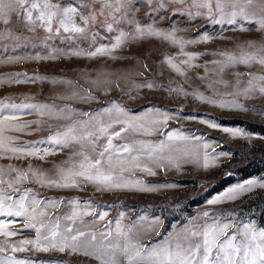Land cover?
<instances>
[{"label": "rangeland", "instance_id": "1", "mask_svg": "<svg viewBox=\"0 0 264 264\" xmlns=\"http://www.w3.org/2000/svg\"><path fill=\"white\" fill-rule=\"evenodd\" d=\"M100 2L102 0H95V6L100 8ZM115 4L118 9L116 13L95 12L97 22L85 24L77 18V23L85 29L83 33L64 32L63 29H31V36H36L38 43L36 48L31 43H25L29 45L25 47L4 46L9 51L14 49L17 55L15 59H20V64L0 61V101L5 104H46L57 115L48 114V109H45L44 115H40L36 109H0V117H17L8 122L9 130L5 132L6 136L18 138L12 141V145L28 143L31 147L53 150V154L47 155L44 160L38 157L18 159L11 152L0 153V169H3L0 179L5 181L0 184V189H3L0 195L10 194L16 201L24 189L31 188L29 195H36L42 204L45 201L58 204V207L43 209L47 213L44 219L49 225L59 220L62 235L70 237L76 231L95 232L97 235L95 241L90 235L82 237L78 253L51 248L46 252L39 251L31 245L23 246L30 250L13 252L12 246H19L20 240H34L36 232L24 227V217L0 215V220L5 221L10 229L19 230L15 236L0 235V246L5 249L0 251V264H9L10 259L25 261V264H100L97 259L82 253L86 248L107 261L109 256L104 254L105 246L124 243L123 236L117 235V222L122 232L132 229L135 233L133 242L138 240L145 245L160 243L170 234L190 226V221L203 223L204 211L218 217L221 223L239 228L252 224L257 229H264V187L260 186L264 184V95L258 90L244 94L249 80L256 89L264 86V81L256 79L264 75V66L253 62L250 65L237 64L221 71L218 63H212L225 59L217 54L220 52L239 55L242 48L247 52L257 51L264 46V29L258 23H248L241 17L236 18L235 24L212 23L214 18H220L215 13V0L212 14L206 8L194 7L192 0H121L119 5ZM240 6H244L243 0ZM259 8L260 4L254 0L247 11L256 12L255 19H258L261 15ZM232 10L226 6L224 12L227 14ZM108 25H111V31ZM241 25L247 30L241 31ZM138 26L174 33L177 39L184 41L199 40L203 35L213 39L185 43L183 53L199 54L189 60L179 45L156 36H139L136 31ZM11 31L0 29V36L10 40L13 38ZM32 32L35 34L32 35ZM121 32L126 33L128 38L121 47L111 50L110 55L89 57L87 54H72L88 53L97 48L110 49ZM248 42H254L255 48H248ZM113 56L116 58L113 59ZM168 57H174L173 63L180 67L183 74L169 66L166 61ZM185 60H189L191 66L181 63ZM10 72L15 74L7 75ZM238 73L244 75L237 77ZM11 77L16 78V83L26 85L27 90L9 91L11 88L6 84L11 83ZM66 87H69L68 92H58ZM29 89H36L37 92L31 93ZM113 102L123 108L127 115L118 116L115 112L111 116L103 115L100 119L105 124L117 119L132 120L148 127L152 133L148 135L130 130L122 134L126 138L114 139V145L131 143L133 140L151 146H159L163 142V149L157 147L153 156L164 159L155 162L145 160L155 175L140 171L124 174L143 181V186L151 187L153 191L138 190L140 186L97 191L98 186L92 183H80L77 187L69 188H47L31 181L8 187V182L14 181L17 175L9 170L10 165L27 169L31 164L33 168L54 174V165L67 167L78 162L81 157H74L73 152L79 150V145L61 148L50 145L47 137L65 131L74 120L88 119L79 113H97L111 108ZM69 108L74 113L67 119ZM60 109H64V112H60ZM152 121L160 123L154 124ZM24 122H28L29 127L23 132L11 127ZM210 124L217 127H210ZM119 127L116 125V130ZM224 128L239 129L243 134L233 136L231 132H224ZM168 133L186 139L170 140ZM205 143L208 144L207 148L204 147ZM85 151L95 156L91 146ZM205 153L209 154L207 161ZM169 159L176 166L170 165ZM66 161L69 163L65 164ZM157 163L161 167H157ZM205 163L208 167L204 166ZM253 179L258 183L238 194L235 199L223 197L228 189ZM217 196L222 197L219 203H208ZM74 210L80 213L78 218L74 222L65 219ZM100 213H106L103 220L98 218ZM198 216L200 219L196 220ZM156 221L159 224L153 231L151 228ZM68 226L73 227L72 233L65 232ZM232 231V228L228 229L229 233ZM108 232L112 235L105 240ZM43 234H48L47 229L43 230ZM41 243L49 245L47 241L42 240ZM57 243H60V237ZM118 259L120 264H124L123 256L118 254Z\"/></svg>", "mask_w": 264, "mask_h": 264}, {"label": "snow or ice", "instance_id": "2", "mask_svg": "<svg viewBox=\"0 0 264 264\" xmlns=\"http://www.w3.org/2000/svg\"><path fill=\"white\" fill-rule=\"evenodd\" d=\"M254 0H243L244 6H240L242 0H215V13L220 18H214L212 23H228L235 24L236 18L241 17L248 23H258L261 29H264V0H257L260 4L259 12L261 15L258 19H255L256 12L249 13L247 7L252 5ZM119 5L121 0H116ZM193 6L197 8L208 9L209 14L213 13V0H192ZM226 6H230L233 10L230 13L225 14L224 9ZM88 4H82L79 7L69 4L66 7H61L59 3H52L51 0H0V18H3L4 23H7V17L15 13L17 16L23 18V20L29 24H39L41 27H46L49 31L52 30V25L57 23L60 28H63L64 32L83 33L84 28L80 27L76 22L77 18L83 23L87 24L90 21L95 20V14L89 13L88 15H82L81 12L84 8H88ZM104 7H112L109 0H102L100 11L103 12ZM238 9V10H237ZM118 10V9H117ZM200 15V13H197ZM108 29L111 31V25H108ZM59 30V29H57ZM241 31H246L241 25ZM139 36H156L168 40L173 44L179 45L181 52L183 53V47L185 43H200L207 42L213 37L203 35L199 40L193 39L190 41H184L177 39L174 33H162L159 30L152 28H143L138 26L136 29ZM128 38L127 34L121 32L116 37L115 43L111 45V48H97L95 51L88 53L74 52L73 55L80 56L87 54L89 57H95L97 55L104 56L110 55L111 50L121 47L125 40ZM248 48H255L254 42L247 43ZM264 46H261L255 52H247L243 48L239 55L230 53L227 51L217 53L223 56L225 59L222 61H213V64H219L220 70L233 67L237 64L250 65L255 62L264 66ZM189 57V60L194 58L193 53H183ZM259 56V58H257ZM115 59L116 57H112ZM174 57L166 58L167 63L176 72L183 74L179 66L173 63ZM189 60L182 61L184 65L191 66ZM237 77L244 75L242 73L236 74ZM254 75V74H251ZM203 79V78H201ZM256 79L264 81V75L256 77ZM220 81H217L219 83ZM238 82V80H237ZM71 83V82H69ZM93 83H96L93 81ZM226 83V82H225ZM151 87L152 85H147ZM258 90L264 95V86L256 87L249 80V87L244 89V94L249 91ZM179 91V90H177ZM239 94V93H237ZM71 99L72 97H66ZM203 99V97H200ZM81 99H88L81 97ZM213 102V101H209ZM36 109L40 115L45 114V109H48V114L56 116V113L50 111V106L46 104H5L0 101V109ZM68 116L70 119L74 113L73 109H68ZM60 112H64V109H60ZM115 112L118 116H126L127 113L115 102L112 103L111 108H105L97 113H79L80 116L88 117L87 120H74L65 131H58L54 135L47 137V142L50 145L60 146L61 148L70 145H79V150L73 152L74 157H81L78 162H73L69 166L54 165V174H50L49 171L41 168H33L30 164L27 169L14 168L11 165L9 170L16 172L14 181L8 182V187L12 188L13 184L22 183L24 181H31L38 183L47 188H69L77 187L80 183H92L96 184L97 191L104 189H126L137 188L141 191H153L151 187L143 186V181L134 179L132 175L125 176V173L134 174L136 171L146 173L148 175H155L152 167H150L145 160L158 161L163 160L164 157H154L153 153L156 148L163 149V142L159 146H151L142 141L133 140L131 143H124L121 145H114V139L126 138L122 134L129 132L142 131L144 134L151 135V130L145 127L143 124H136L132 120H120L117 119L111 124H105L101 116H111ZM14 115L0 117V153L11 152L18 159L24 157H38L44 160L49 154H53V150L50 148L40 149L38 147H31L28 143L20 146L12 145L14 137L5 135V132L9 130L7 127L9 121L16 120ZM151 123H160V121H152ZM79 125V127H76ZM120 125L119 130H116L115 126ZM210 127H217L215 124H210ZM14 130L23 132L29 127L28 122H24L19 125L11 126ZM224 132H231L233 136L243 134L239 129L224 128ZM168 138L171 139H186L184 137L174 136L172 133H168ZM104 141L103 143H100ZM45 141H40L44 143ZM139 145V146H138ZM91 146L92 153L95 156L87 154L85 149ZM204 147L207 148L208 144L205 143ZM43 152V155L40 153ZM115 157V159H114ZM209 154L205 153V160L207 161ZM68 164L69 162H64ZM169 164H173L169 159ZM157 167H161L159 163ZM205 167L208 164L205 163ZM117 169L119 171L117 172ZM3 169H0L2 174ZM5 183L0 179V184ZM258 182L256 180H248L245 184L238 185L235 188L228 189L223 197L227 199H235L236 196L244 191L249 190L252 186H255ZM264 187V184L260 185ZM3 192V189H0ZM32 192L31 188L23 190L19 199L13 201L12 195L4 193L0 195V215L8 217H24L25 228L34 229L36 232V238L34 240L24 239L18 242L19 246H12L11 250L26 251L25 245H31L33 248L39 251H49L51 249H58L60 252H64L69 249L71 252L78 253L81 246V238L88 235L91 236L92 241H95L97 233H85L82 231H76L75 235H62L59 231L60 221L57 220L55 224L49 225L44 217L47 213L43 210L45 207H58L55 201H45L43 204L37 199L36 195H29ZM221 196L209 200V204H217L221 201ZM6 201H12L6 203ZM87 214V213H85ZM79 212L73 211L72 215L65 217L67 220L75 221ZM106 213L98 214V218L103 220ZM204 219L203 223H197L195 220L190 221V226H185L179 231L170 234L167 238L158 244L145 245L140 241L133 242L135 233L129 228L127 231H121L120 224L117 222V235L123 236L124 243L121 245L119 242L115 244L109 243L105 246L104 254L109 256L107 261L103 260L100 255L94 252H89L85 248L83 255L89 256L100 261V264H120L118 254L123 256L124 264H264V229H257L255 225L244 224L242 228L239 226L231 225L227 223H221L219 218L211 216L208 211L202 213ZM39 217V219H38ZM198 216L196 220H199ZM111 223V222H110ZM159 221H156L152 225L151 230L154 231L158 226ZM39 225V226H37ZM232 228L231 233L228 229ZM47 229L48 234H43V230ZM73 227L68 226L65 232L72 233ZM19 230L10 229L5 221L0 220V235L5 237L15 236ZM104 236L103 232L99 233ZM112 233L108 232L105 236V240L111 237ZM160 235V233H156ZM60 237V243H57V238ZM49 242L48 246H45L41 241ZM4 247L0 246V251H4ZM9 264H25V261L9 260Z\"/></svg>", "mask_w": 264, "mask_h": 264}, {"label": "crops", "instance_id": "3", "mask_svg": "<svg viewBox=\"0 0 264 264\" xmlns=\"http://www.w3.org/2000/svg\"><path fill=\"white\" fill-rule=\"evenodd\" d=\"M51 2L52 3H59L61 7H66L69 4H71L72 6H75V7H79L80 5L87 3L89 5V7L84 8L82 10V12H81L82 15H88L90 12L94 13L95 15L97 14L95 12H100V13H104V14H112V13H116V11H118L117 6L115 4L116 0H109V2L112 4V7H104L103 12L100 11L101 7L99 8L98 6L97 7L95 6V4H96L95 0H51ZM97 8H99V11L97 10ZM7 20H8V22L4 23L3 18H0V29H3L5 31L12 30L11 35L13 34V38H11L10 40L9 39L5 40V39H3V36H0V61L5 60L6 62H11V61L18 62L20 59H15L17 55L14 52V49L9 51L8 48L4 49V46L8 47L10 45H12V46L20 45V46L25 47V46H29L31 43L32 45H34L33 47L36 48L38 46V43H37V41H35L36 36H31V32H30L31 29L34 31H36V30H48V29L46 27H41L38 23L35 25L29 24V23L25 22L22 17L17 16L15 13L10 14L7 17ZM97 20L98 19H96V16H95V20L93 22H97ZM56 29H63V28H60L57 23H54L52 25V30H56ZM34 34H35V32L34 33L32 32V35H34ZM32 39H34V40H32ZM29 40H31V41H29ZM25 43H28L29 45H25ZM42 44H46V43L42 42ZM10 68L11 67H9V69ZM13 73L14 72H12V73L10 72L7 75H10ZM9 80L11 83L6 84V87L11 88L9 91L21 92V90H24V92H25V90H27L24 87L26 85L16 83V78L11 77ZM25 82H28V81H25ZM28 86H30V85H28ZM16 87H17V89H14ZM21 88H23V89H21ZM67 88H69V87L61 88L58 92H62V91L68 92ZM28 91H30L31 93L37 92L36 89H32V90L29 89Z\"/></svg>", "mask_w": 264, "mask_h": 264}]
</instances>
